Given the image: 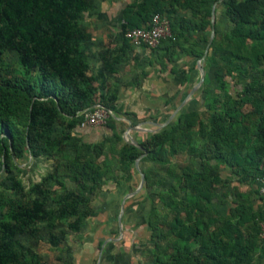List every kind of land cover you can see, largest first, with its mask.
Here are the masks:
<instances>
[{"label": "trees", "instance_id": "16d2710c", "mask_svg": "<svg viewBox=\"0 0 264 264\" xmlns=\"http://www.w3.org/2000/svg\"><path fill=\"white\" fill-rule=\"evenodd\" d=\"M215 1L132 0L122 10L123 43L133 47L124 36L127 28L147 26L157 13L166 16L171 33L150 49L160 68L170 67L175 73L183 53L202 57ZM93 7V0H0V172L10 174L29 157L58 154L61 159L45 179L63 189L58 194L35 183L31 192L36 196L31 197L14 176H10L12 194L0 187V264H47L17 235L38 238L45 224L49 242L57 246L65 233L57 235L52 230L60 222L78 232L87 217L97 215L90 206L93 195L108 180L119 179L116 170L132 178V165L144 150L141 161L169 165L166 175L174 179L169 189L173 196L180 192L175 185L182 184L185 190L183 214L174 209L172 216L161 218L155 204L149 207L146 225L151 238L160 240L154 246L153 263L251 264L260 246L264 259L259 238L264 197L258 189L264 178V68L259 69L264 63V0H223L231 26L220 38L215 30L210 45L222 52L219 58L224 65L221 73L214 74L216 89L203 88L208 116L203 118L198 110L185 106L166 126L146 134L139 146L123 141L116 169L106 156L99 161L104 143L111 137L121 138L123 129L115 117L105 124L110 136L99 142H88L75 133L83 119L80 112L96 102L117 113L116 89L95 99L94 82L103 73H89L82 47L90 36L79 17ZM184 10L190 11L189 18L181 14ZM198 33L201 45L206 42L203 47L195 41ZM211 49L204 58L210 65L219 60ZM7 50L17 53L20 72L6 73L2 55ZM103 63L113 71L104 56ZM204 69L208 70L206 64ZM240 76L249 79L238 84L234 79ZM56 123L62 125L59 131ZM181 153L188 159L172 163L171 158ZM144 175L146 186L158 182L147 170ZM233 179L238 184L229 187ZM66 180L74 187L69 188ZM241 185L250 186L249 192L241 190ZM252 196L259 202L256 206ZM219 198L229 201L224 212L213 207ZM49 201L55 207L49 208Z\"/></svg>", "mask_w": 264, "mask_h": 264}, {"label": "rangeland", "instance_id": "374dc122", "mask_svg": "<svg viewBox=\"0 0 264 264\" xmlns=\"http://www.w3.org/2000/svg\"><path fill=\"white\" fill-rule=\"evenodd\" d=\"M213 5H215L214 22L215 19L218 20L219 26L221 27V31L217 34V37L220 38L225 28L229 29L231 25L223 13V0L215 1ZM123 6V0H114L111 9L108 10L104 17H101L100 19L96 16V14L95 17L89 16V13L94 9L93 7L91 11L81 14L79 17V23L85 28L89 36H91V33L87 30L89 24L92 21H104L106 23V29H97V33L103 32V34H100L101 36L110 37L111 39H115L120 42L123 40L120 28V24L123 22ZM210 35L211 30L208 33L209 39ZM205 44L206 42H203L201 46L203 47ZM248 44L253 46L252 42ZM87 47L88 46H86V48ZM210 49L211 46L209 47L208 53L210 52ZM213 52L216 54V58H219V55L222 53L221 51L215 52L211 49V53ZM2 56L4 68L8 70L6 73H18L22 70V66L18 62V55L14 50H7ZM177 64L181 67V62H178ZM204 64H206L208 69V81H206L205 84L203 83L199 90L193 94L189 103L194 108H197L203 118H206L209 111L207 104H204L203 102L205 92L203 91V88H209L210 90L216 89L217 84L213 77L215 73H221V66L224 65V61L219 58L217 63L210 65L207 61L203 60L202 65L204 66ZM263 68L264 63L260 65L259 69ZM248 79L249 76H240L235 77L234 81L236 80L238 84H243ZM103 80L102 75L99 77L98 81L94 82L93 89L96 100H99L100 95L103 93L102 89L105 91L108 89H114L113 87H106ZM227 80L231 81L228 77ZM188 89L189 88L185 87L182 91L179 89L174 92L173 105L170 106L164 114L159 116H146L145 120L164 123L177 109L180 102L185 99ZM182 109H185V104L179 109V111ZM134 126L135 129L132 128L131 130H126L124 127L120 139L111 137L110 141H106L104 143V153L99 157V161L106 156V161L111 165V168L116 169L118 149L123 144V141L129 142L131 137L139 142L146 136V134L164 127L159 128L156 125L151 124V122H143ZM61 127V124H55V129L57 131H59ZM105 136H110V134ZM103 137L88 142H99ZM60 159L61 157L58 154H46L37 158L29 157L21 163L19 169L12 168L10 174L3 171L0 172V181L2 180L3 182L0 187L6 190L9 194H12V191L9 190V186L11 184L10 176H14L21 180L22 185L25 190L29 192L31 197L36 196L35 193L31 192V187L35 183H40L43 187L50 188V190L55 191L58 194H62L63 189L59 184H57V182L51 179H45V176L49 172L53 171L54 166ZM186 159H188V156L185 153H181L172 157L171 162L178 164ZM168 166L169 165L167 164L161 166L154 161L139 160L137 166L135 163L132 165V178L129 180L126 177L125 172L116 170L117 178L119 179L116 181L112 179L108 180L103 189L97 191L92 197V203L90 206L97 210L96 216L87 217L84 225L78 232H74L67 228L66 222H60L58 226L52 230V232L57 235L65 233L63 240L57 246H53L49 242L48 239L50 230L45 224L41 225L42 230L38 238H33L25 234L17 235L16 238L26 247L35 251L41 260L47 264H97L98 260L100 264H104L106 257L102 254V258L99 259V254L104 250L106 244H103V242L107 238H116L113 241L114 245L113 243L111 245L113 246L112 253L114 254L112 258L113 262H115L113 264H155L153 263L151 257L154 252L155 243L160 240L158 238H151L150 230L146 227L149 207L151 204H155L161 218L170 217L172 216L174 209L183 214V200L185 199V190L182 188V184L175 185L180 191L177 197L171 194L169 189L174 184V179L166 175ZM144 170L148 171L152 180L158 182L152 186H146L145 184L140 186L141 173H144ZM175 172L178 175L180 174L178 169H176ZM223 175H225L224 172ZM65 182H67V186L69 188L74 187V184L68 180ZM232 183L233 180L228 184V186L232 187ZM119 184L123 185L122 188L119 187ZM257 185V183L254 185V190L257 189ZM132 192H134L133 195L126 198L127 202H133L136 200L139 204L135 212V221H128V223H125L124 209L126 206V199L124 200V196ZM254 196L257 197L255 194ZM226 201L222 202L221 198H219V200H217V202L213 205L214 209L224 212L229 204V201ZM169 202H171L172 205L169 204ZM55 205V202H48L49 208H53ZM119 216H121V222H119ZM120 228H122V231H120ZM121 232L122 235H120ZM162 245L164 246L165 244L162 243ZM262 251V247L260 246V248L255 251L251 264H264V259H261L260 257Z\"/></svg>", "mask_w": 264, "mask_h": 264}, {"label": "crops", "instance_id": "0c3cea01", "mask_svg": "<svg viewBox=\"0 0 264 264\" xmlns=\"http://www.w3.org/2000/svg\"><path fill=\"white\" fill-rule=\"evenodd\" d=\"M131 1L132 0H123V8ZM113 2L114 0H93L94 9L89 13V16L95 17L96 14L99 19L104 17L108 10L111 9ZM181 14H184L188 18L191 16L189 10H184ZM103 28L106 29V23L104 21H92L87 28L91 33V36L83 43L82 47L85 49L88 56L90 65L89 73L97 74L102 71L104 85L106 87H113L117 90V113L115 114V118L118 122V126L121 127V129L125 127L126 130H131L132 128L135 129L134 125L143 122H151V124L159 123L145 120V117L164 114L167 109L173 105L174 92L179 89L182 91L185 87L189 88L187 91L189 92L190 89L195 86L200 78V71L197 66L199 59H195L192 55L184 53V56L182 55V59L179 61L181 62V67L178 66L179 64H176V66H178L177 72L171 73L169 68L166 67L162 69L159 67L154 61L155 55L147 47L126 48L123 40L118 42L110 37L101 36L100 34H103V32L97 33V29ZM214 28L217 32L221 31V27L216 19L214 22ZM225 30L227 29L225 28ZM199 35L200 33L195 35L197 46L201 45ZM86 46L88 47L86 48ZM103 56L107 58L109 64L108 67H111L113 71H111L110 68L105 69ZM117 56H120L119 60L115 61L114 57ZM207 76L208 70H205L204 80ZM102 90L105 92L104 89ZM192 97L193 95L191 98ZM191 98L187 100L185 106L189 109L197 110V108H194L189 103ZM204 104L207 103L204 102ZM208 107L209 105L207 104V108ZM75 133L83 136L86 141H94L95 139H100L105 135H109L110 130L105 125L100 127L79 126ZM224 174L228 175L226 171H224ZM233 180V185L238 184L235 179ZM240 189L248 193L250 186L241 185ZM252 198L254 200V196H252ZM125 202V223H128V221H135V212L139 203L136 202V200L133 202H127V199ZM254 203L256 206L259 202L254 200ZM120 231H122V228H120ZM120 235H122V232ZM115 239L116 238H107L103 242L106 246L99 254V259L102 258V254H104L106 257L104 264L115 263L112 258L114 255L112 253L113 246H111Z\"/></svg>", "mask_w": 264, "mask_h": 264}, {"label": "built area", "instance_id": "2783aa9c", "mask_svg": "<svg viewBox=\"0 0 264 264\" xmlns=\"http://www.w3.org/2000/svg\"><path fill=\"white\" fill-rule=\"evenodd\" d=\"M171 33L169 19L162 14H154L147 26L127 28L124 36L132 44L133 47L155 48L162 38L169 36ZM83 116L80 126L100 127L104 126L115 113L110 108L103 106L100 102H96L90 107L83 109ZM259 193L264 197V178L259 183ZM259 238L261 245L264 247V222L260 223Z\"/></svg>", "mask_w": 264, "mask_h": 264}, {"label": "water", "instance_id": "95a60500", "mask_svg": "<svg viewBox=\"0 0 264 264\" xmlns=\"http://www.w3.org/2000/svg\"><path fill=\"white\" fill-rule=\"evenodd\" d=\"M214 14H215V5L212 6V13H211V24H212V29H211L210 39H209L208 44H207V46H206V48H205V51H204V54H203L202 58L199 59V61H198V63H197L198 69H199V71H200V78H199L198 82L195 84V86H193V87L190 89V91L188 92L186 98H185V99L179 104V106L177 107V109L172 113V115H171V116H170V117H169L164 123H154V124H155L157 127H159V128H161V127L167 125V124L173 119V117H174L175 114L179 111V109H180V108H181V107L187 102V100H188L189 98H191V96L197 91V89L202 85V83H203V81H204L205 70H204V67H203V65H202V61H203L204 58L206 57V55H207V53H208V50H209V47H210V45H211V43H212V41H213L214 35H215V28H214ZM127 133H128V131H127ZM129 142H131V143H133V144L139 146V143H138L137 141L133 140L131 137H130ZM141 148H142V147H141ZM145 154H146V151L144 150V154H143V155H145ZM143 155H142V156H143ZM142 156H140V157L136 160V162H135L136 166L138 165V161L141 159ZM144 177H145L144 173H141L140 186H142V185L144 184ZM133 193H134V192L129 193V194H126V195L124 196V200H125L126 198L132 196ZM119 222H121V216H119ZM97 264H100V263H99V260H98Z\"/></svg>", "mask_w": 264, "mask_h": 264}]
</instances>
